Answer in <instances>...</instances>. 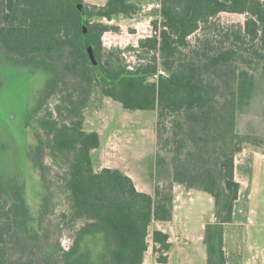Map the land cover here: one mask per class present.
<instances>
[{
  "label": "trees",
  "instance_id": "trees-1",
  "mask_svg": "<svg viewBox=\"0 0 264 264\" xmlns=\"http://www.w3.org/2000/svg\"><path fill=\"white\" fill-rule=\"evenodd\" d=\"M138 10L131 0H107L104 6L85 0H0V46L21 67L32 62L48 75L33 114L42 113L49 99L58 102L37 120V167L46 182L42 155L46 152L62 164L70 221L86 222L60 259L52 253L15 257L16 222L28 221L29 207L24 185L0 182V264H144L150 240L158 263H168L170 236L158 229L151 232V227L173 221V188L152 196L139 191L119 169H94L91 154L100 148L101 138L98 132H87L84 121L95 92L128 111H157L159 126L166 119L183 118L198 129L190 155L194 149L207 152L208 163L187 166L175 156L171 186L184 185L213 198L216 223L207 225L204 236L208 264H227L224 226L233 220L240 193L235 156L242 148L235 109L246 95L238 68L245 52L264 65V0H160L161 20L152 22L155 35L139 45L148 53H161L162 70L157 58L131 69L120 51L103 45V35L112 28L101 20L132 17ZM222 13L246 15L244 27L219 41L199 39L192 47L189 38ZM61 219L69 221L66 214ZM87 235L101 237L97 257L82 248Z\"/></svg>",
  "mask_w": 264,
  "mask_h": 264
},
{
  "label": "rangeland",
  "instance_id": "rangeland-1",
  "mask_svg": "<svg viewBox=\"0 0 264 264\" xmlns=\"http://www.w3.org/2000/svg\"><path fill=\"white\" fill-rule=\"evenodd\" d=\"M85 1L91 4L89 0ZM131 1L139 6L136 15L118 16L112 21L101 20L112 28L103 35V45L109 51H120L131 69L157 58L162 70L161 53H148L141 50L139 45L141 40L155 35L152 22L161 20L160 0ZM106 2L100 0L97 6H104ZM246 19V15L222 13L192 35L189 43L195 47L199 39L219 41L225 33L238 32L243 28ZM241 59L238 74L246 95L235 109L236 132L240 137L238 145L242 147L243 141L264 145V65L256 64L254 55L249 52L243 53ZM37 65L31 62L21 67L0 46V182L24 185L29 207L28 221L16 222L17 234L12 240L14 256H46L52 253L60 259L62 253L74 244L86 222L70 221L71 203L64 188L66 171L62 164L54 162L46 152L42 155L46 182L36 164L35 150L41 132L37 120L43 116V111H54L58 103L57 98L49 99L44 103L42 113L33 114L48 78L47 74L37 69ZM8 98L9 102L6 101ZM84 129L98 132L101 138L100 148L91 154L96 171L119 169L133 179L138 190L152 196H156L159 189L173 188L176 199L175 187L194 190L179 184L171 186L175 156L185 160L187 166L198 168L204 167L210 157L207 152L203 155L197 149L190 155L191 142L197 139L198 129L185 119H166L159 126L157 111H128L120 103L103 97L100 92L94 93L85 112ZM178 142H182L180 150ZM48 195V204L43 207ZM204 196L205 199L198 201L194 210L184 213L182 220L187 223L182 225V230L172 225L174 245L167 264H208L201 222H206L213 213L215 215V204L210 195L204 193ZM43 210L46 215L41 220ZM64 214L69 217L68 222L61 219ZM160 225L155 222L151 232ZM203 234V241H199ZM91 238L89 235L85 237L82 248L90 249L97 257L102 251V240L100 236L96 240ZM150 243L145 256L146 264H160L151 240Z\"/></svg>",
  "mask_w": 264,
  "mask_h": 264
},
{
  "label": "crops",
  "instance_id": "crops-1",
  "mask_svg": "<svg viewBox=\"0 0 264 264\" xmlns=\"http://www.w3.org/2000/svg\"><path fill=\"white\" fill-rule=\"evenodd\" d=\"M89 1L100 5V0ZM241 148L235 156V179L240 184V193L234 206L233 220L224 226V252L227 264H264V145L243 141ZM175 192L173 221L159 222L161 225L156 228L169 234L172 245V225L182 230V225L187 223L182 220L184 213L191 212L198 201L205 199V192L186 191L182 186L175 187ZM214 223L213 213L206 222H201L204 233L207 225ZM203 236L198 240L203 241Z\"/></svg>",
  "mask_w": 264,
  "mask_h": 264
}]
</instances>
